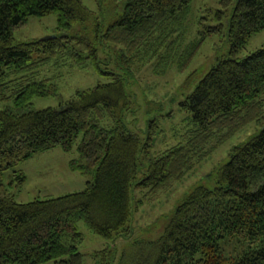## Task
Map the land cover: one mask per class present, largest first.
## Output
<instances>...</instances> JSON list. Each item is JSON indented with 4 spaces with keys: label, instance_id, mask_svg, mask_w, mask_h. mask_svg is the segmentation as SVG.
Here are the masks:
<instances>
[{
    "label": "trees",
    "instance_id": "1",
    "mask_svg": "<svg viewBox=\"0 0 264 264\" xmlns=\"http://www.w3.org/2000/svg\"><path fill=\"white\" fill-rule=\"evenodd\" d=\"M95 1L99 13L84 0H0V102L13 103L0 108V264H83L81 221L109 240L129 239L134 188L154 193L250 122L264 120V44L236 55L264 29V0H236L229 54L181 101L194 126L180 143L156 153L151 138L143 141L125 121L132 104L126 83L134 67L159 56L157 74L165 73L175 55L184 71L206 37L223 32V23L201 22L205 30L182 50L178 39L193 0H110L108 9L106 0ZM234 1L220 0L218 18ZM51 13L57 14L55 37L14 41V30L29 16ZM118 45L115 63L122 74L100 65L110 62L100 53ZM59 57L76 66L90 61L108 81L76 90L57 107L34 109V97L59 93L55 80L39 71ZM74 145L78 157L70 169L93 175L83 190L16 200L12 188L24 184L26 175L13 169L6 183V170L37 152ZM93 256L95 264H116L118 258V264H264V122L232 148L214 187L199 185L177 204L158 239L134 240L120 256L111 247Z\"/></svg>",
    "mask_w": 264,
    "mask_h": 264
},
{
    "label": "rangeland",
    "instance_id": "2",
    "mask_svg": "<svg viewBox=\"0 0 264 264\" xmlns=\"http://www.w3.org/2000/svg\"><path fill=\"white\" fill-rule=\"evenodd\" d=\"M109 1L106 0L104 3L106 9L109 7ZM84 2L89 8L99 13V7L95 0H84ZM235 2L236 0L226 10V14L222 18H218L217 12L222 9L220 0L192 1L186 29L181 33V39H178L182 50L199 36L200 30H205V26H202L201 22L206 25L223 23V32L212 33L206 37L199 52L186 70H178L179 57L175 55L171 58L173 64L165 73L157 74L156 66L159 56L154 57L138 69L136 66L134 67V72L126 83V90L132 104L126 113L125 121L130 129L139 133L143 141L151 138L152 153L161 152L180 143L183 138L182 133L192 125L194 126L192 114L181 105V101L191 93L218 58L229 54V18ZM121 3L124 5L125 0H122ZM56 28V13L42 16L31 15L27 22L14 30V41H30L55 35ZM263 44L264 29L253 34L236 55L246 56ZM119 47L121 46H113L108 49L109 52L100 53L102 60L110 59L107 65L100 64L103 69L113 70L119 74L124 72L115 63L118 54L116 49ZM39 71L41 76H50L55 80L59 93L55 97H34L32 101L34 109L57 107L61 102L69 99L76 90L92 87L99 81H108L107 76L100 73L92 62L89 61L86 66H76L66 57L52 60L41 66ZM12 105V101L0 102L1 109ZM263 122L262 119L250 122L230 139L219 144L203 161L194 163L181 178L172 179L154 193H148L147 189L140 187L134 188L131 220L133 235L129 239L109 240L92 231L81 221L79 229L83 233L84 240L80 245V251L84 254L83 264H95L93 253L106 247L115 248L120 256L121 252L134 240L158 239L171 220L177 204L181 203L188 193L199 185L214 187L217 182L218 170L228 162L232 148L257 134L262 128ZM77 157L76 145L70 151H64L60 146H54L46 151L37 152L31 158L6 170L4 172L5 182H10L13 169L22 170L25 173V183L12 188L15 198L19 202L57 197L83 190L87 181L93 179V175H84L70 169V161ZM140 199L143 200V203L137 206ZM118 260L115 261L116 264H118ZM46 264L55 263L51 261Z\"/></svg>",
    "mask_w": 264,
    "mask_h": 264
},
{
    "label": "water",
    "instance_id": "3",
    "mask_svg": "<svg viewBox=\"0 0 264 264\" xmlns=\"http://www.w3.org/2000/svg\"><path fill=\"white\" fill-rule=\"evenodd\" d=\"M51 37H55V35L47 36L44 39L51 38Z\"/></svg>",
    "mask_w": 264,
    "mask_h": 264
}]
</instances>
